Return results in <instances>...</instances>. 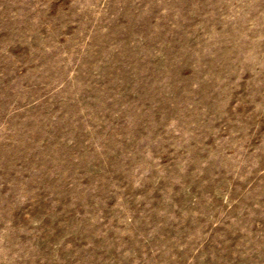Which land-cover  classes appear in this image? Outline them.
Instances as JSON below:
<instances>
[{"label":"rangeland","instance_id":"1","mask_svg":"<svg viewBox=\"0 0 264 264\" xmlns=\"http://www.w3.org/2000/svg\"><path fill=\"white\" fill-rule=\"evenodd\" d=\"M0 264H264V0H0Z\"/></svg>","mask_w":264,"mask_h":264}]
</instances>
